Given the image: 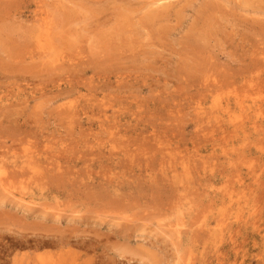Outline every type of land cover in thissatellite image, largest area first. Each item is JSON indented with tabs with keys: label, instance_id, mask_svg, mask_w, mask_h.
<instances>
[{
	"label": "rangeland",
	"instance_id": "1",
	"mask_svg": "<svg viewBox=\"0 0 264 264\" xmlns=\"http://www.w3.org/2000/svg\"><path fill=\"white\" fill-rule=\"evenodd\" d=\"M0 264H264V0H0Z\"/></svg>",
	"mask_w": 264,
	"mask_h": 264
},
{
	"label": "bare ground",
	"instance_id": "2",
	"mask_svg": "<svg viewBox=\"0 0 264 264\" xmlns=\"http://www.w3.org/2000/svg\"><path fill=\"white\" fill-rule=\"evenodd\" d=\"M112 1V0H111ZM126 1V0H125ZM165 1V0H164ZM89 2V1H88ZM153 2V1H152ZM194 2V1H193ZM259 2V1H258ZM5 3V2H4ZM87 3V2H86ZM209 3V2H208ZM246 3V2H245ZM250 3V2H249ZM256 3V2H255ZM261 3V2H260ZM263 3V2H262ZM89 4V3H88ZM106 4V3H105ZM125 4H128V3H125ZM242 4V3H241ZM5 5V4H4ZM169 5V4H168ZM238 5H239V3H238ZM110 6V5H109ZM131 6V5H130ZM249 7V6H248ZM248 7H247V9H248ZM252 7V6H251ZM259 7V6H258ZM96 8V7H95ZM166 8V7H165ZM170 8V7H169ZM223 8V7H222ZM168 9V8H167ZM171 9V8H170ZM176 9V8H175ZM254 9V8H253ZM109 10V9H108ZM161 10V9H160ZM261 10H263V9H261ZM165 11V10H164ZM109 12V11H108ZM130 12V11H129ZM148 12V11H147ZM213 12V11H212ZM212 12H210V13H212ZM216 12H217V10H216ZM89 13V12H88ZM219 13V12H218ZM181 14V13H180ZM179 14V15H180ZM119 16H121V15H119ZM123 16V15H122ZM150 16H152V15H150ZM155 15H153V17H154ZM181 16V15H180ZM213 16H214V14H213ZM225 16V15H224ZM153 17H151V18H153ZM159 17H160V15H159ZM169 17V16H168ZM179 17V16H178ZM156 18V17H155ZM214 18V17H213ZM100 19V18H99ZM178 19V18H177ZM223 19V18H222ZM69 20V19H68ZM206 20V19H205ZM213 20V19H212ZM215 20H216V22H217V19H216V16H215ZM219 20V19H218ZM201 21V20H200ZM261 21V20H260ZM202 22V21H201ZM214 24H215V22L214 21H212ZM199 23V22H198ZM206 23V22H205ZM202 25V24H201ZM217 26V25H216ZM250 26V25H249ZM218 28V27H217ZM210 29V28H209ZM198 31V30H197ZM202 31H203V29H202ZM211 31V30H210ZM213 31H214V29H213ZM255 31V30H254ZM162 32V31H161ZM196 33V32H195ZM194 33V34H195ZM201 33H203V32H201L200 31V33H199V38H203L202 37V34ZM204 33H205V31H204ZM204 33H203V35H204ZM210 33V32H209ZM218 33V32H217ZM190 34V33H189ZM206 35V34H205ZM213 35V34H212ZM221 35V34H220ZM206 37V36H205ZM204 37V38H205ZM189 40V39H188ZM207 40V39H206ZM225 40V39H224ZM201 41V40H200ZM199 41V42H200ZM202 41H204V40H202ZM180 42V41H179ZM204 43V42H203ZM202 43V44H203ZM206 43V42H205ZM204 43V44H205ZM216 43H217V41H216ZM180 44H182V43H180ZM202 44H201V46H202ZM209 45V44H208ZM196 46V45H195ZM224 47V46H223ZM215 48V47H214ZM248 48V47H247ZM202 49V48H201ZM225 49V48H224ZM255 49V48H254ZM185 50V49H184ZM246 50V49H245ZM181 51V50H180ZM231 51V50H230ZM248 52V51H247ZM177 55V54H176ZM247 56V55H246ZM238 57V56H237ZM132 59H134V58H132ZM180 59V58H179ZM206 59V58H205ZM208 60V59H207ZM155 61V60H154ZM116 62V61H115ZM201 62H202V60H201ZM237 63H239V62H237ZM251 63V62H250ZM215 65V64H214ZM184 67V66H183ZM183 69V68H182ZM221 70V69H220ZM106 72V71H105ZM236 73V72H235ZM262 73V72H261ZM214 76V75H213ZM228 76V75H227ZM237 77V76H236ZM248 77V76H247ZM246 77V78H247ZM250 77H252V75L250 76ZM263 77V76H262ZM243 78H244V76H243ZM250 79H252V78H250ZM220 84V83H219ZM233 85V84H232ZM233 93V92H232ZM237 100V99H236ZM234 103V102H233ZM10 106V105H9ZM241 126V125H240ZM25 169V168H24ZM22 171H24V170H22ZM19 174H21V176H23L22 175V173H19ZM24 174V173H23ZM9 175V174H8ZM15 176V175H14ZM7 177V176H6ZM20 177V176H19ZM45 177V176H44ZM227 177V176H226ZM17 180V179H16ZM36 180V179H35ZM40 180V179H39ZM38 181V180H37ZM41 181V180H40ZM14 182H16V181H14ZM13 183V182H12ZM8 184V183H7ZM3 187V186H2ZM9 187H10V185H9ZM6 190V189H5ZM225 195V194H224ZM19 198V197H18ZM23 199V198H22ZM30 202V201H29ZM214 203V202H213ZM243 214V213H242ZM210 226V225H209ZM201 227V226H200ZM179 230V229H178ZM223 230V229H222ZM193 231V230H192ZM77 235V234H76ZM192 235H194V234H191V236ZM41 236V235H40ZM43 236V235H42ZM203 236V235H202ZM195 238H197V237H195ZM53 239V238H52ZM38 240V239H37ZM41 240V239H40ZM80 240V239H79ZM82 240V239H81ZM197 240V239H196ZM45 241V240H44ZM43 241V242H44ZM86 241V240H85ZM51 243V242H50ZM56 243V242H55ZM47 244V243H46ZM71 244V243H70ZM73 244V243H72ZM78 244V243H77ZM44 245H45V243H44ZM52 245V244H51ZM43 246V245H42ZM59 246H60V244H59ZM46 247V246H45ZM73 247V246H72ZM84 247H86V246H84ZM90 247V246H89ZM37 248V247H36ZM61 248H63V247H61ZM60 248V249H61ZM65 248V247H64Z\"/></svg>",
	"mask_w": 264,
	"mask_h": 264
}]
</instances>
